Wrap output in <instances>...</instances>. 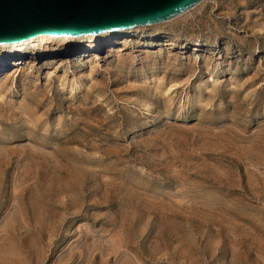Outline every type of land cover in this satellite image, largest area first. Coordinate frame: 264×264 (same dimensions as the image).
<instances>
[{
    "label": "rangeland",
    "instance_id": "rangeland-1",
    "mask_svg": "<svg viewBox=\"0 0 264 264\" xmlns=\"http://www.w3.org/2000/svg\"><path fill=\"white\" fill-rule=\"evenodd\" d=\"M178 17L7 60L0 264H264V0Z\"/></svg>",
    "mask_w": 264,
    "mask_h": 264
},
{
    "label": "water",
    "instance_id": "water-1",
    "mask_svg": "<svg viewBox=\"0 0 264 264\" xmlns=\"http://www.w3.org/2000/svg\"><path fill=\"white\" fill-rule=\"evenodd\" d=\"M201 0H0V44L80 36L169 20Z\"/></svg>",
    "mask_w": 264,
    "mask_h": 264
},
{
    "label": "bare ground",
    "instance_id": "bare-ground-1",
    "mask_svg": "<svg viewBox=\"0 0 264 264\" xmlns=\"http://www.w3.org/2000/svg\"><path fill=\"white\" fill-rule=\"evenodd\" d=\"M187 12H188V10H187ZM178 16H176L177 18L174 17V19L171 18V19H169V21L167 20L166 22L165 21H163V22L172 23L173 21H175V20H177L179 18ZM158 23H162V22H158ZM159 25H162V24L153 23V24H148V25L134 26V27L127 28V29H122V30L103 32V33H99V34H86V35H80V36H68V37H59V38L60 39H73V40H77V41H86V42L89 41V42H92L93 40L100 39L101 37H107V36H110V35H118L120 33H127L128 34L130 32H138L141 29L145 30L148 27H155V26L159 27ZM53 37H55V36L42 34V35H38L36 37H32V38H29L27 40H23V41H20V42L0 44V50H1V52H0V60L2 59V61H3L2 64H0V76L5 73V70L7 68L6 62H7L8 59H10V56H13L14 58H16L18 55H21L22 54L21 51L25 50V48H23V46L28 45V44H30V43H32L34 41L40 40V39L53 38ZM87 47L91 48V44L89 43V44L86 45V49H87L86 52H89L90 50H88V49H90V48H87ZM16 48H18V49H16ZM97 48L98 47H96V49ZM13 65L15 66L14 67L15 71H18L19 68H17V67H18V65H20V62L17 59H15Z\"/></svg>",
    "mask_w": 264,
    "mask_h": 264
}]
</instances>
